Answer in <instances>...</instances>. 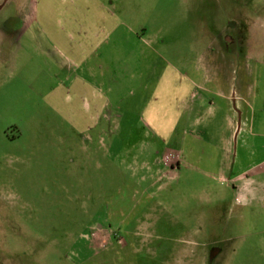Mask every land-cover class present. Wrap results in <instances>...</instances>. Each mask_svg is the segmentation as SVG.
<instances>
[{
	"label": "rangeland",
	"instance_id": "374dc122",
	"mask_svg": "<svg viewBox=\"0 0 264 264\" xmlns=\"http://www.w3.org/2000/svg\"><path fill=\"white\" fill-rule=\"evenodd\" d=\"M60 1L48 0L53 12L44 14L34 7L41 0H0V264H264V205L243 208L241 196L195 169L172 180L161 160L168 140L147 127L157 79L200 78L218 47L238 50L239 76L254 83L248 125L263 131L264 0H102L144 42L129 34L104 66L127 110L121 132L108 135L110 150H81L87 133L39 101L59 87L49 79L63 76L58 59L45 67L33 54L27 73H11L8 33L60 29ZM185 120L172 143L207 140L204 127Z\"/></svg>",
	"mask_w": 264,
	"mask_h": 264
},
{
	"label": "crops",
	"instance_id": "0c3cea01",
	"mask_svg": "<svg viewBox=\"0 0 264 264\" xmlns=\"http://www.w3.org/2000/svg\"><path fill=\"white\" fill-rule=\"evenodd\" d=\"M34 7L44 14L52 7L53 12L48 0L35 3ZM54 9L59 16L60 29L46 31L25 27L8 33L7 57L11 73H27L33 54L45 67L49 61L58 59V69L63 76L51 73L49 79L58 82L59 87L52 88L39 101L46 110L65 117L74 131L87 133L79 147L81 150L91 146L110 150L114 143L108 135L115 130L121 132L127 110L125 97L118 96L120 90L111 85L113 73L106 72L104 66L110 68L112 53L124 50L129 34L134 32L128 29L126 20L121 19L116 4L109 1L61 0ZM134 34L140 45L143 44V37ZM49 37L55 42L51 51L45 46ZM212 52L215 56L200 68V78L157 79L150 98L148 111L152 108L147 127L168 140V153L161 160L166 159L172 180L181 179L182 168L185 172L195 169L205 179L219 182L222 189L241 196L239 205L243 208L259 202L264 205V129L251 127L247 118L254 83L249 76H239L238 50L216 47ZM40 75L47 77L42 66ZM64 84L71 86L67 92L63 90ZM161 96L167 101L164 106L158 103ZM182 117L187 126L204 127L207 140L189 142L185 138L172 143ZM239 120L242 134L235 153L233 138ZM105 138L109 140L108 145L104 144ZM104 158L102 162L95 160L93 168L101 169Z\"/></svg>",
	"mask_w": 264,
	"mask_h": 264
}]
</instances>
